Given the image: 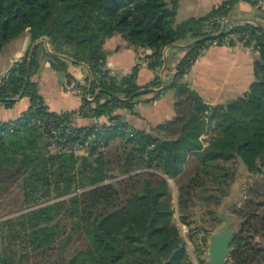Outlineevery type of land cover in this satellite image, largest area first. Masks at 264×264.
<instances>
[{
    "label": "trees",
    "instance_id": "1",
    "mask_svg": "<svg viewBox=\"0 0 264 264\" xmlns=\"http://www.w3.org/2000/svg\"><path fill=\"white\" fill-rule=\"evenodd\" d=\"M178 1L0 0V52L2 41L27 30L32 39L10 75L0 80L6 106L18 97L30 98L19 117L0 121V264H34L33 255L37 264H193L175 222L176 210L190 224L193 205H219L236 174L227 165L234 159L240 158L250 172L264 173V29L247 22L220 33L221 21L238 0L223 1L205 17L176 22ZM232 32L246 35V43L258 50L256 78L243 95L211 106L183 78L209 40L221 43ZM115 34L130 46L153 49L145 56L157 71L152 80L138 83L140 63L121 77L109 73L104 42ZM187 36L193 41L174 77L157 89L165 82L158 73L164 48ZM42 37L52 53L42 49ZM44 51L58 69L71 60L88 70L94 95L90 115L96 120L70 122L69 132L58 129L65 141L85 145L81 154L47 149L48 118L57 112L49 109L32 79ZM167 87L175 91V115L150 130L116 112L133 108L150 92L158 97ZM103 116L106 122L97 121ZM170 178L178 182L177 209ZM14 189L20 190L25 210L1 218L6 214L1 199ZM260 207L263 213L255 221ZM243 208L250 231L242 227L235 234L229 256L234 264H264V243L254 238L259 230L264 236V200L250 197ZM208 209L213 220L219 219L215 209Z\"/></svg>",
    "mask_w": 264,
    "mask_h": 264
},
{
    "label": "crops",
    "instance_id": "2",
    "mask_svg": "<svg viewBox=\"0 0 264 264\" xmlns=\"http://www.w3.org/2000/svg\"><path fill=\"white\" fill-rule=\"evenodd\" d=\"M225 0H179L176 22H181L191 17H205L212 9ZM226 19V28L244 23L264 25V0H238ZM223 19V20H224ZM223 20L221 22H223ZM222 27V25H221ZM226 30V29H225ZM221 31V29H220ZM47 39V38H46ZM193 41L187 36L168 45L164 65L158 69V73L167 84L174 77L177 65L188 51L187 46ZM43 48L46 52L45 41ZM32 44L31 34L27 30L22 36L6 42L0 52V72L10 69L21 60L26 49ZM253 44H213L206 48L202 56L183 78L188 85L195 89L203 101L211 106L227 103L246 93L255 80V60L259 55ZM108 51L106 66L116 72L118 77L130 73L133 67L140 63L137 81L145 84L152 80L157 71L148 66L145 57L153 52L152 48L130 46L121 34H115L104 42ZM45 51L40 56V67L32 76L38 82V90L50 110L60 112L77 109L80 106V98L68 93L64 87L67 74L80 82H87L88 70L83 64H74L69 60L66 75L54 67ZM166 88L160 96L154 97L150 92L136 99L133 108H119L116 112L123 116L124 120L137 128L150 130L157 124L170 120L175 115L174 102L175 91ZM157 90V89H156ZM30 105L28 96L18 97L12 106H6L0 100V121L16 119ZM103 123L107 117L97 119ZM81 125L94 122L88 118H80L77 121Z\"/></svg>",
    "mask_w": 264,
    "mask_h": 264
},
{
    "label": "rangeland",
    "instance_id": "3",
    "mask_svg": "<svg viewBox=\"0 0 264 264\" xmlns=\"http://www.w3.org/2000/svg\"><path fill=\"white\" fill-rule=\"evenodd\" d=\"M60 70L61 74L65 76V70ZM207 136L208 133H205L203 138H207ZM78 153L81 154L83 152ZM227 165L233 168L236 174L229 188L228 195L221 200L219 205L212 204L211 207H207L201 203L193 205L191 208L192 215L190 217V224H186L180 220L177 210L174 214L175 222L178 224L185 241L189 261L193 264H208L209 237L225 223V218H222V215L230 216L231 227L234 228V235L238 234L242 227L246 232H249L250 221L248 220L247 222L248 212L244 210L243 206L250 197L255 202L264 200V173L250 172L240 158L228 162ZM169 183L173 193L174 206L177 209L178 182L170 178ZM257 189L260 191L256 193ZM22 200V194L18 189L5 193L1 199V211L6 212V214L1 218L13 215L12 212L18 213L24 211L25 209L21 208ZM208 208L215 209L219 219L213 220V215L209 213ZM258 210L259 213H255L253 217L255 221L263 213V208L260 207ZM254 234L256 240L264 243V236L261 230L254 232ZM52 259H57V252L53 254ZM30 261L31 263L37 264L38 256L33 255ZM226 261L233 262V259L228 255Z\"/></svg>",
    "mask_w": 264,
    "mask_h": 264
},
{
    "label": "built area",
    "instance_id": "4",
    "mask_svg": "<svg viewBox=\"0 0 264 264\" xmlns=\"http://www.w3.org/2000/svg\"><path fill=\"white\" fill-rule=\"evenodd\" d=\"M246 35L244 38H240V34L232 32L228 35H226L222 42L226 44L236 43L243 45L246 42ZM219 39H213L209 40L207 42L208 45L203 47L197 56H194L191 59V65L187 67V72L190 71V69L193 67L194 63L200 59L203 52L206 50L207 47L213 44H219ZM49 48L52 50L49 42H48ZM253 46V45H252ZM107 67V66H106ZM108 68V67H107ZM109 73L112 76H117L118 74L112 70L109 69ZM186 72V73H187ZM11 73V68L6 69L4 71L0 72V80L2 78H7ZM65 91L68 93H72L74 95H77L80 98V106L77 109H74L73 111H60L57 112L56 117H50L48 118V126L51 133L50 143L47 146V149L51 153H64V152H83L85 149V145H83L80 141H65V139L60 135V132L58 129H64L69 132L70 128V122L73 124L75 121H77L80 118H86L85 114H89L91 116L89 119L96 120L92 115V107H94V103L91 102L94 99V95L89 90V84L88 82H80L78 80H75L71 78L64 87ZM39 123H42L43 126L45 124V120L40 119ZM57 124V125H56ZM223 264H234L233 262H227L224 261Z\"/></svg>",
    "mask_w": 264,
    "mask_h": 264
},
{
    "label": "water",
    "instance_id": "5",
    "mask_svg": "<svg viewBox=\"0 0 264 264\" xmlns=\"http://www.w3.org/2000/svg\"><path fill=\"white\" fill-rule=\"evenodd\" d=\"M226 19L222 22V29L220 33H224L226 29ZM264 29V25H262L260 22L257 23ZM38 41H45V45L47 46V50L52 53V50L48 46V40L46 37L40 38ZM37 41V42H38ZM6 41H2V44L5 45ZM36 44V43H35ZM34 45H32L30 54H29V66L31 64V59L34 51ZM167 47V46H166ZM164 48V59H166V50L167 48ZM166 85L165 82H163V85L160 88L161 89ZM222 218H225V223L219 228L218 231L214 232L209 237V250H208V264H223L224 261L228 258V255L230 253L231 244L234 240V228L231 227L230 222V216L229 215H222Z\"/></svg>",
    "mask_w": 264,
    "mask_h": 264
}]
</instances>
